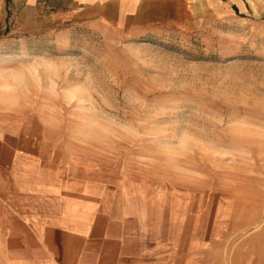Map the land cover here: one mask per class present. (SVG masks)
Returning a JSON list of instances; mask_svg holds the SVG:
<instances>
[{
	"label": "rangeland",
	"instance_id": "obj_1",
	"mask_svg": "<svg viewBox=\"0 0 264 264\" xmlns=\"http://www.w3.org/2000/svg\"><path fill=\"white\" fill-rule=\"evenodd\" d=\"M221 1L101 20L0 0V156L120 170L186 264H264V0Z\"/></svg>",
	"mask_w": 264,
	"mask_h": 264
},
{
	"label": "crops",
	"instance_id": "obj_2",
	"mask_svg": "<svg viewBox=\"0 0 264 264\" xmlns=\"http://www.w3.org/2000/svg\"><path fill=\"white\" fill-rule=\"evenodd\" d=\"M163 0H16L30 19L152 14ZM228 14L245 0H222ZM9 151V150H8ZM120 170H73L47 157L0 156V264H186V238L170 235L131 196Z\"/></svg>",
	"mask_w": 264,
	"mask_h": 264
}]
</instances>
